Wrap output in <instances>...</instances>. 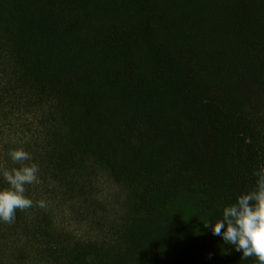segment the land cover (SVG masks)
Returning <instances> with one entry per match:
<instances>
[{"label": "trees", "instance_id": "trees-1", "mask_svg": "<svg viewBox=\"0 0 264 264\" xmlns=\"http://www.w3.org/2000/svg\"><path fill=\"white\" fill-rule=\"evenodd\" d=\"M17 148L47 207L0 264H258L204 223L264 166V0H0V169Z\"/></svg>", "mask_w": 264, "mask_h": 264}, {"label": "clouds", "instance_id": "clouds-1", "mask_svg": "<svg viewBox=\"0 0 264 264\" xmlns=\"http://www.w3.org/2000/svg\"><path fill=\"white\" fill-rule=\"evenodd\" d=\"M12 166L0 169V178L5 187H0V222L11 225L17 211L32 207L46 208L45 200L28 198L26 186L41 183L39 166L33 157L22 148L8 152ZM254 186L239 194L234 203L222 208V217L214 223L206 222L212 234L223 238L225 244L242 253V259L255 257L264 264V166L253 172Z\"/></svg>", "mask_w": 264, "mask_h": 264}]
</instances>
